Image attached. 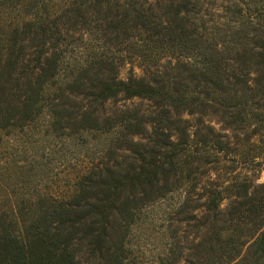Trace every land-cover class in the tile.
Instances as JSON below:
<instances>
[{
  "label": "rangeland",
  "instance_id": "374dc122",
  "mask_svg": "<svg viewBox=\"0 0 264 264\" xmlns=\"http://www.w3.org/2000/svg\"><path fill=\"white\" fill-rule=\"evenodd\" d=\"M73 1H83L81 14L88 25L77 24L68 33L65 25L62 40L55 41L63 55L59 79L76 71L79 64L101 57L116 67L121 79L129 73L147 77L155 69L187 71L182 76L203 69L208 84L201 78L198 88L210 87L208 96H194L193 112L184 111L180 121L173 112L167 115L137 98L105 104V117L115 109H136L146 119L143 132L147 136L154 125L162 130L185 125L195 147L197 140L211 141L198 146L196 153H187L186 164L174 167L150 191L151 198L137 204L131 214L118 211L109 217L112 244L121 264H264V254L252 252L264 230V93L253 84L257 72H249L246 85L240 81L227 84L234 81L231 76L241 55H252L247 66L256 69L257 43L264 40V10L257 15V9H264V0H137L139 19L147 21L144 26L121 30L117 38L108 30L110 16L104 17L103 10L96 12L90 0ZM70 2L0 0V82L7 78L3 48L13 24L27 15V9L36 13L43 8L57 14ZM122 11L116 10L117 16ZM126 13L130 25L134 13ZM157 23V29L171 26L172 31L160 28L159 34L152 26ZM210 79L215 83L223 79L226 85L220 89ZM185 82L191 88L197 80ZM53 90L46 85L39 112L0 127V214L12 220L18 233L31 231L34 235L33 227L51 204L78 191L83 174L132 156L119 147L126 137L118 120L82 122L80 110L69 117L53 116L49 106ZM7 100L0 91L4 109ZM235 119L242 124L233 126ZM165 131L171 138L179 136L171 128ZM216 141L222 143L210 146ZM206 158L211 162H204ZM216 194L219 202L214 213L208 201Z\"/></svg>",
  "mask_w": 264,
  "mask_h": 264
},
{
  "label": "trees",
  "instance_id": "16d2710c",
  "mask_svg": "<svg viewBox=\"0 0 264 264\" xmlns=\"http://www.w3.org/2000/svg\"><path fill=\"white\" fill-rule=\"evenodd\" d=\"M90 1L96 6L92 7L96 12L103 10L104 17L110 16L108 30L116 38L121 30L144 26L147 21L146 18L142 21L139 19L142 14L135 8L137 0ZM146 2L143 0V3ZM82 4L83 1L75 3L71 0L70 5L62 7L57 14L48 13L43 8L36 13L27 9V15L13 24L8 32V43L3 48L2 67L7 78L4 83L1 79L0 91L8 100L5 109L0 106V127H6L9 122L16 124L17 120H25L39 112L41 106L38 102L49 84L54 88L49 103L53 116L69 117L80 110L82 122L91 120L93 124H107L113 119L118 120V124L125 129L126 137L119 147L128 150L132 156L114 160L109 165L107 163L83 174L78 181V191L67 199L54 201L42 221L33 227L34 235L31 231L18 233L12 220L0 214V264H107L108 261L121 264L120 254L116 253L117 248L112 244L109 217L118 211L131 214L137 204L151 198L150 191L164 177L168 178L174 172V167L179 163L186 164L187 153H194L199 150L198 146L205 147L211 142L197 140L195 147V141H190L185 125L165 129L175 130L179 134L175 138L170 137L169 131L155 125L150 136H147L143 132L146 119L138 116L134 108L115 109L110 117L104 116V106L108 101L137 98L153 103L167 115L173 112L180 121L178 117L184 111L188 114L193 112L190 105L196 103L194 96L206 97L209 94L207 72L203 69L198 74L188 72L184 76L182 74L187 71L175 67L172 68L173 72L155 69L147 77L129 73L125 79H121L116 67H111L110 62L100 57L79 64L76 71L71 70L67 77L58 78L63 55L55 41L61 39L65 25H68L67 33L74 31L77 24L84 28L88 25L81 14ZM118 9L123 10L120 16L116 13ZM126 10L134 13L130 25H127ZM263 10L257 9V15L263 14ZM158 24L152 26L159 34L162 31L160 28L167 27L172 31L171 26H159L157 29ZM251 56L241 55L240 63L234 69L236 73L231 76L233 82H228L227 77L224 80L232 86L239 81L246 85L249 72H257L253 84L257 86V91L264 93V40L257 43L255 71L247 66ZM201 78L206 84L198 88ZM186 79L197 82L192 83L190 88ZM10 80L13 83L9 84ZM210 83L219 88L226 85L223 79H218L217 83L210 79ZM241 121L235 119L231 124L238 126L242 124ZM135 138L137 140L134 142ZM219 142L222 143L216 141L210 146L219 145ZM135 161L139 162L137 166L134 165ZM204 162L211 161L206 158ZM138 192L142 194L138 195ZM218 199L219 195L216 194L208 201V208L214 213H217ZM263 235L264 230L254 242L253 253L264 254Z\"/></svg>",
  "mask_w": 264,
  "mask_h": 264
}]
</instances>
